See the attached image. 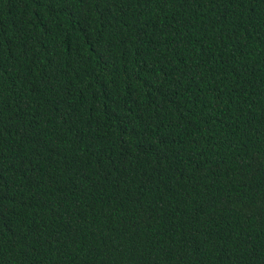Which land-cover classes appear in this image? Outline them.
Segmentation results:
<instances>
[{
    "label": "trees",
    "instance_id": "trees-1",
    "mask_svg": "<svg viewBox=\"0 0 264 264\" xmlns=\"http://www.w3.org/2000/svg\"><path fill=\"white\" fill-rule=\"evenodd\" d=\"M0 264H264V0H0Z\"/></svg>",
    "mask_w": 264,
    "mask_h": 264
}]
</instances>
